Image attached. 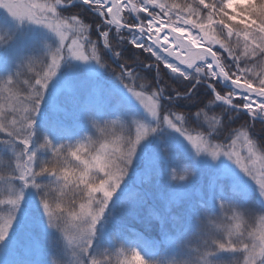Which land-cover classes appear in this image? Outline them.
<instances>
[{
    "label": "snow or ice",
    "instance_id": "snow-or-ice-1",
    "mask_svg": "<svg viewBox=\"0 0 264 264\" xmlns=\"http://www.w3.org/2000/svg\"><path fill=\"white\" fill-rule=\"evenodd\" d=\"M79 9L95 13L91 23ZM0 10L5 13L0 49L18 36L22 41L19 58L0 68V95L7 101L0 104V159L7 161L0 184L8 185L0 198V205L8 206L0 225V264H9L5 256L13 231L29 226L31 234L14 242L24 244L27 264H57L55 257L69 251L75 257L70 264H152L139 248L126 249L109 233L117 211L143 199L139 194L130 199L121 188L139 153L141 182L166 167L171 180L185 185L199 175L197 158L211 163L207 192L200 189L195 204L187 190L168 200L167 212L187 202L186 215H154L166 235L179 236L168 239L174 257H187L185 264H264V228L258 235L248 227L257 214L264 221V139H254L257 124L264 133V0L243 5L234 0H0ZM30 26L44 31H25ZM128 50L135 56L131 65L120 62ZM74 61L87 66L83 77L75 75L81 65ZM62 69L67 75L58 78ZM101 70L111 71L121 87L103 79ZM141 72L155 73L151 83L140 82ZM162 73L180 85L167 95L158 84ZM201 89L208 93L207 104L198 107L220 109L223 121L199 110L186 115L171 110L178 102H193ZM82 91L86 98L79 105L87 127L77 134L75 122L56 116ZM130 98L142 105V113ZM121 116L130 127L136 125L135 134L114 138L109 129ZM241 119L240 128L230 127ZM185 163L192 170L177 176L176 166ZM225 178L232 179V198L224 194ZM29 193L38 198L39 215L26 211ZM220 214L227 222L226 240L217 235ZM98 239L111 246L101 251ZM46 250L50 259L42 261Z\"/></svg>",
    "mask_w": 264,
    "mask_h": 264
},
{
    "label": "trees",
    "instance_id": "trees-1",
    "mask_svg": "<svg viewBox=\"0 0 264 264\" xmlns=\"http://www.w3.org/2000/svg\"><path fill=\"white\" fill-rule=\"evenodd\" d=\"M73 12L77 11V9H73ZM83 18H85V22L91 23L93 18L95 17L94 13L85 12L83 9L78 10ZM69 13L65 12L64 15H68ZM22 41L17 37L16 41L9 46L8 48H14L15 45H21ZM5 49H0V52H5ZM17 54H14V59L11 64L14 63L16 59L19 58V50L16 51ZM147 56V55H145ZM141 59H143L141 57ZM125 61V60H124ZM128 64H133L134 59H126ZM66 73L65 69H62L61 73ZM103 79L108 80V77H112L111 71L107 72L106 70H101ZM62 73V74H63ZM85 71L82 70V77L84 76ZM143 79L140 81L141 83L147 81L148 83H151L152 76L155 75V73H147V72H141L140 73ZM26 74L22 79L27 78ZM59 75V76H60ZM113 79L118 82L114 77ZM109 81V80H108ZM114 83V82H113ZM159 85H161L163 88L166 89V95L167 91L171 89H176L180 85L178 82H172L167 79L166 76L161 74V78L158 80ZM176 83V84H175ZM115 84V83H114ZM117 85V84H116ZM18 88L21 91V94L23 93V85H18ZM203 89H201L198 92V96L195 98L193 102H178L175 104V106L172 107V111L176 112L178 115H186L188 113H195L196 111H201L202 113H207L209 117L215 116L214 112L209 111L208 107H198L200 105V102L203 101L205 104L207 100L205 97L207 94H204V97H202L201 93ZM6 95V94H5ZM204 98L202 100V98ZM86 98V93L81 92L80 97L76 101L69 100L67 102V112H61L58 113L56 118L65 120L69 123L75 122L77 125L74 129V131L77 134H80L86 127V123L83 119L82 110L79 105L80 102H83ZM0 104H7V101L4 99V95H0ZM137 112L139 110L134 107ZM45 111H47V107L45 106ZM214 111V110H213ZM93 114L94 111H93ZM222 121L224 120V113H221V115L217 116ZM112 119H117V117H112ZM138 119V117L133 118ZM200 120L204 121V115L202 114L200 117ZM118 123L122 127V133L123 135H134L136 125L132 124L131 127L129 126V121L125 119L124 117H119ZM191 128H195V124L188 125ZM256 132V131H255ZM259 136L256 132V136L254 139L259 140L257 138ZM222 141L219 140L218 143H221ZM7 161L0 159V174H6L4 169L6 168ZM189 169L188 164L177 165L175 174L177 175L178 172L182 171L183 173ZM128 180V179H127ZM125 180L124 184H122L121 188L122 190H125L126 193L129 194L130 199H134L138 194L141 195L143 198L141 202L136 203L132 202L126 205V207L122 211H117L115 214V218L111 222V227L109 228V233L111 235V238L118 239L120 242V245L125 247L126 249L129 247H137L142 252V254L145 255V257L149 260L152 259H170L174 257V254L169 250L168 248V239L169 237L173 239H179L178 235H173L171 232L168 233V235L165 234L164 229L160 226V221L158 219L154 218L155 214L160 215H167L169 218L173 215H186V209L188 207V203H180L173 205L171 208V212H167V204L168 200L171 199L172 195L169 193L168 188L171 185H174L176 181L171 180V173H169V176L166 179H161L158 175H153V178L148 181L145 180L144 182H136V179L132 178L126 182ZM157 181H160L158 183H162V188H158L159 190L151 191L157 188ZM223 184V191L224 194L230 198L233 197V193L231 191V186L225 182L222 181ZM164 186V187H163ZM8 189V185L6 184H0V198H5L6 191ZM129 189V190H128ZM162 189V190H161ZM32 194V193H31ZM28 194L30 197V200L33 202H37L38 198L34 196V194ZM121 195V192H117L113 199L115 200L117 197ZM236 199H240L239 196L235 197ZM30 201V202H31ZM197 200L192 201L194 204ZM28 202V201H27ZM29 202V203H30ZM251 203V204H250ZM250 203L247 202L249 206H253L254 202L250 200ZM30 210L33 215H39L37 211H34L32 209L26 208V211ZM8 214V206L0 205V225L5 221ZM211 215V213H209ZM23 217V213L21 214V218ZM223 222V214H220V219L217 221L218 224H222ZM124 227L126 230L121 231V228ZM31 234V227L25 228L23 232H17L14 230V233L10 237L9 241V247L11 248L13 253L8 258L9 264H27V261L30 260V257L27 254V250L23 243L16 244L14 243L18 238L23 241L28 237V235ZM217 235H223V239L225 237V234L223 232V227L217 230ZM191 238V232H189L187 235L183 237V240L186 241ZM98 243L100 245V250L103 251L105 248L110 247V243L107 241H101L98 239ZM193 247L196 246L195 243L192 245ZM51 250H46L45 254L40 257L42 261H47L50 259ZM61 256H56L55 258H60ZM179 257V256H177Z\"/></svg>",
    "mask_w": 264,
    "mask_h": 264
},
{
    "label": "rangeland",
    "instance_id": "rangeland-1",
    "mask_svg": "<svg viewBox=\"0 0 264 264\" xmlns=\"http://www.w3.org/2000/svg\"><path fill=\"white\" fill-rule=\"evenodd\" d=\"M20 2L23 3V4H27V3L30 2V0H20ZM4 15H5L4 11L3 10H0V17H3ZM25 31H29V32L30 31L42 32L44 30L41 29V28H39V27H37V26H30L29 28H26ZM89 35L91 36V39L93 41H95L97 39V37L95 35H92L91 33H89ZM19 38L21 39V37H19ZM20 46L21 45H18V46L15 45L14 48H6L4 50L5 52H0V68L7 67V66L11 65V63L13 62V59H14V56L13 55L14 54H17L16 51L19 50ZM117 50H121V49L117 48ZM144 55H147V53H145ZM109 56H111V54H109ZM126 59H131V60L132 59H135V56L133 55V53L130 50H128V51H126L124 53L123 59L120 62L123 63L124 60L126 61ZM107 62L109 64H111V67L113 69H115L117 67V65L115 63H112V60L111 59H108ZM73 63L78 64V65H81V67H79L77 69V72L75 73V75H77L78 77H82V70L85 71V68L87 66L86 65H83V62H79V61H74ZM62 73H61V75L59 74L60 76H58V78H63V77H65V75H67V72L65 74L64 73L62 74ZM108 80L114 82L115 85L117 84L116 85L117 87H121L120 84H119V81L116 83V81L113 79V76L112 77H108ZM159 86L162 87L161 85H159ZM137 90H139V89H137ZM201 93H203L202 94V97H204V94H207L208 95V93L205 92L204 90ZM203 99L204 98H202V100ZM129 102H130V104L133 107H136L139 110L140 113H142L144 111L142 105H140L139 102L135 100V98H130V101ZM205 104H207V102ZM212 112H214V115L215 116L221 115V113H223L218 108H216ZM238 119H240V118H238ZM200 122H204V121L203 120L202 121L200 120ZM243 124H244V120L241 119L239 121H236L234 123H231L230 124V127L231 128H240L241 125H243ZM255 131L259 135V136H257V138L264 139V133H262L261 127H260L259 124L256 125ZM218 141L219 140L213 141V143H218ZM257 141H259V140H257ZM197 159L200 161L199 168H198L199 175L196 178L190 180L185 185H179L178 186V184L180 183V181L177 180L174 185H171L168 188V191H169V193L172 196H173V194L176 191H185V190H187V191H190L192 193V201H194V200H198L199 199V190L200 189H203L205 191V193L207 192V181H208L209 176L212 174L213 169H212L211 163L209 162V158L208 157L201 156V157H199ZM188 163L191 166H196V160L195 159H190L188 161ZM228 163L233 168L234 172L237 175H239L240 177H242L243 180L246 181L251 187H255L254 182L249 177H247L245 174H243L242 171L236 165L232 164L231 161H229ZM246 163H249V162L246 161ZM143 166H144V164H143V155H142V153H139L138 154V157H137V159H136V161L134 163L133 168L129 172V176L126 178V180L128 179L126 182H128L131 179V177H132V178L136 179V182H138V184H139V182L141 180V174L140 173H142V171H143ZM178 166H179V164H178ZM182 166H184V164ZM254 167L257 168V169H259L261 167V165L258 162ZM191 170L192 169L189 166V169L187 171H191ZM169 173L167 174V170H166V167H165V168L159 170V174H155V173L154 174L160 176L161 179H166L169 176ZM182 174H185V172L183 173L182 171H180V172L177 173V176L182 175ZM223 181L227 182L230 186L232 185V179H230V178H225V179H223ZM158 182H160V181H157V188H155L154 190L151 189V191H155V190L157 191V190H159L158 188H162V183H158ZM29 194H31V193H29ZM30 197L31 196H29V195L27 196L28 208L29 209H32L34 211H37V209H36V201L35 202L31 201L30 200ZM183 203H185V202H183ZM248 203H250V200L248 201ZM247 206H249V205L247 204ZM249 207H251V206H249ZM226 224H227V222L223 220V222H222L221 225L223 227V226H226ZM248 224H250L252 227H254L257 230V234L258 235H259V232L262 230V228H264V225H261V223L259 221V214H257V219H256V222H255L254 225L252 224V221L251 220L248 221ZM13 233H14V231H13ZM224 239L225 240L227 239L226 234H225ZM11 253H13V251L10 248V249H8L7 254L5 256V259L6 260H8L9 256L11 255Z\"/></svg>",
    "mask_w": 264,
    "mask_h": 264
},
{
    "label": "clouds",
    "instance_id": "clouds-1",
    "mask_svg": "<svg viewBox=\"0 0 264 264\" xmlns=\"http://www.w3.org/2000/svg\"><path fill=\"white\" fill-rule=\"evenodd\" d=\"M234 2H239L240 4H247L248 0H234ZM254 2V0H253ZM109 132L114 138H119L124 136L122 133V127L119 123L113 125ZM261 225H264V221L259 220ZM249 229H251V225L248 224ZM254 256H256L257 259H259V254L257 251H253L252 253ZM187 257H173L170 259H152L150 260L152 264H185ZM75 257L72 256L71 251L66 252L63 257L56 258L57 264H70V262L74 261ZM192 264H195V261L192 262ZM239 264H243L242 261L239 262Z\"/></svg>",
    "mask_w": 264,
    "mask_h": 264
}]
</instances>
